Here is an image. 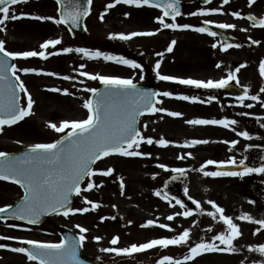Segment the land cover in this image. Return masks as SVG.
<instances>
[{
	"label": "rangeland",
	"instance_id": "1",
	"mask_svg": "<svg viewBox=\"0 0 264 264\" xmlns=\"http://www.w3.org/2000/svg\"><path fill=\"white\" fill-rule=\"evenodd\" d=\"M218 1H222L224 7L230 4L231 10L228 20L225 18L216 20L222 21V23L235 24L237 27L232 29V32L239 34L244 42L248 41L252 45L251 39H255L260 43L251 47L252 54L243 63L241 59L229 56L230 53H221L217 39L207 38L204 34L193 30L194 33L187 38L190 51L186 54H182V51L176 52L177 57L175 56L179 60L189 62V66L192 64L183 75L184 77H193V79L207 80L211 78L218 80L224 77L222 69H225V73L228 75L229 71H234L239 67L240 71L237 74L238 86L243 90H248L249 95L260 96L261 101H264V93L259 91L261 87H264V77L260 75V63L264 61V29L255 27L253 24L245 25L243 19L240 21L242 23H239V18L231 15L235 7L233 0H230L229 4H223V0ZM112 2L113 0H93L91 16L87 21V33L83 41L72 38L67 29L62 25L55 24L53 21L32 20L28 17L7 21L6 31H0V39L4 40L6 48L12 51H41L43 49L40 46L46 40L59 38L62 43L55 48L50 46L48 51H57L62 47H84L94 51L99 50L134 60L142 66V70L144 69L143 65H151L152 60L164 59V63L169 54L158 57L157 53H164L167 38L160 32L152 37L143 36V38H140L137 36L129 40L111 38L113 33L130 34V32L141 30V28L136 29L135 27L121 29L122 24L120 22L115 24L113 15L109 18L105 16L104 20L101 21L100 15L104 13V11L101 12L102 8ZM120 5H116L114 8L120 7ZM252 5L256 6V11H253L252 14L259 19L264 18V0H256V3ZM110 11L111 9L107 13H110ZM12 12L17 15L31 13L58 18L57 5L51 0H35L22 3L10 8V13ZM138 13L153 15L145 7ZM0 16H2V13H0ZM117 19L121 20L120 17H117ZM143 22L146 25H141L145 28L144 31L154 30L151 23ZM195 23H198V21ZM194 26H198V24ZM243 29H247V31ZM184 40V37L179 36L177 42L179 44ZM213 44H217V47L214 48ZM161 45L163 46L161 47ZM185 55H192V58ZM251 58L254 59L250 60ZM216 60L223 64L220 67L213 66ZM15 63L19 67H33L42 69L43 72H54L58 75L49 76L35 73L25 75L18 73L35 100L34 115L26 117L13 126H5L4 131L0 133V151L9 154L30 148L35 143H51L58 140L62 133H57L51 129L49 127L50 123L59 125L64 120H81L87 117V109L84 108L83 104L86 99L91 98V93L85 89L98 88L101 83L98 80L80 76L79 71H77V69H80V65H85L81 70L93 74L113 76H124L122 74H125L133 78L136 83L141 79L138 76L141 69H133L114 61H105L102 58L88 59L83 54L76 52L68 54L61 52L59 55L49 56L47 60L39 57L26 60L20 59L16 60ZM241 65L245 66L241 67ZM123 67L129 69L123 71L121 70ZM64 76H71L74 79L65 80L63 79ZM52 88L68 89L71 94L66 95L63 92L50 91L49 89ZM214 90L216 93L212 92V97H215V99L206 102L209 105L208 109L202 106L188 107L184 104L170 106L169 98L164 97V103L158 105V107L170 111H179L183 113L182 117H171L166 112H161L151 113L149 116L141 118L139 129L145 136L153 137L154 140L165 138L174 142L167 147H161L155 143L153 145H147L146 143L141 145V151L151 152L152 155L157 157V162H149V160H146L148 157L113 155L103 158L96 164L95 168L97 169H107L109 167L115 169L112 176L97 175L94 178L97 183L103 181L102 187L82 194L90 200L100 203L101 207L99 209L87 213L69 214L67 217L57 215L39 226L13 220H0V236L56 243L61 241L60 231L62 229L72 230L79 235V229L76 225L80 224L89 229L86 233L88 239L82 246V252L86 258L100 259L103 264H158V261L165 255H170L174 259H182L184 255L188 254V247H155L140 253H134L131 256L105 253L101 249L106 247H128L133 243L140 244L151 239L172 237L187 228L192 229L190 244L201 240H210L217 232L225 230L222 222L213 220L207 215V211L212 210L207 201L213 200L224 207L225 214L231 215L234 222L240 226L242 235L234 243L241 251L232 254L203 253L194 260L185 262V264H253L254 261L257 264H264V255L248 250L249 245L264 243V228L261 229L260 233L254 234V230L260 226L239 219L244 213H248L257 219L264 218V174L251 175V178L254 177L259 181V188H252L247 183L246 177H206L198 171L201 165L209 159L223 161L232 156L239 160L246 155L248 157L247 163L255 166L264 163V160L261 159L264 157V104L261 101H252L246 98L244 105H253V107L248 108L240 104L238 100L236 101L228 96L223 97L220 92L217 93V89L211 91ZM185 94L191 95V93ZM198 97L204 101L208 100L206 95ZM24 102H26V97L22 100V103ZM198 118L235 119L238 123L233 127L237 131L233 132L230 128L216 125L203 126L187 123L188 120ZM145 123L148 125L147 129L143 127ZM244 130L251 134V140L237 135V132ZM195 139L207 140L208 143L192 147L183 146L186 141ZM232 140H239V144L230 151L231 145L225 143V141ZM248 145H252V147L248 148ZM223 150H225V153ZM188 152L193 154L192 157L183 160L178 158L181 154ZM160 163L168 165L169 169L177 167L187 169V175L178 178L182 180L181 184L184 186L181 189L182 193L180 191L176 194L174 192L175 183L170 181L177 174L170 170L161 169L158 167ZM215 166L208 165L205 170L215 171ZM120 177H123L125 183L123 194L120 188ZM86 183L87 181H85V185ZM165 185H167L166 188ZM185 188L189 190L187 195L184 191ZM158 190L162 194L167 193L169 198H174L173 204H175L176 196L184 197V203L195 210V204L188 200V195H190L201 202L205 213L201 214L199 210H195L194 215L191 217L177 216L175 220L169 221L167 220L168 215L182 212L185 209L180 208L179 205L170 206L163 199V196L155 195ZM22 196L23 191L20 187L0 181V207L13 204ZM73 207L90 206L85 204L82 196H75ZM112 216H115L116 219H111ZM101 217H108V219L102 220ZM150 219L157 221L158 224H169L174 231L162 229L158 226L142 227ZM9 225L19 226L10 227ZM210 227L211 231L208 230ZM261 233L263 234L261 235ZM117 235L120 237V241L117 245H112L111 239ZM96 236L102 237V240L97 242L94 239ZM0 244L10 245L11 247L25 246L19 240H0ZM0 264H38V261H29L25 254L15 253L10 248H0Z\"/></svg>",
	"mask_w": 264,
	"mask_h": 264
},
{
	"label": "snow or ice",
	"instance_id": "2",
	"mask_svg": "<svg viewBox=\"0 0 264 264\" xmlns=\"http://www.w3.org/2000/svg\"><path fill=\"white\" fill-rule=\"evenodd\" d=\"M22 0H0V31H6V22L15 21L22 17H28L39 21H53L57 25H73L79 27L81 20L91 13V6L93 0H57L60 5L59 17L34 15L31 13H20L17 15L15 12L10 13V6L21 3ZM26 2V0H25ZM210 0H205L209 3ZM230 0H223V4H229ZM256 0H249V5L255 4ZM125 4L135 7L149 6L162 10V15L156 17L158 24L162 29L170 30H194L198 33L208 34L209 36L216 37L218 33L213 31L211 25L213 22L205 20V26H194L191 24L177 23V17L182 15L180 8V0H113L105 7V13L114 8L116 5ZM221 8L200 9L197 12L190 13V15H210L213 13L221 12ZM126 16L130 13H125ZM232 16L237 18H246L250 20L255 27L264 29V18L258 19L254 15L242 17L240 12H232ZM105 14L100 15V20L103 21ZM167 18H170L171 22ZM220 29H235L237 26L232 23H219L216 25ZM247 31V29H243ZM160 29L155 31H133L130 34L113 33L112 39L129 40L137 36H154L158 34ZM249 39H251L249 37ZM62 40L59 38L48 39L41 44V51L26 50V51H12L8 50L5 46L6 42L0 39V133L4 131L5 126H13L26 117L34 115L33 106L35 100L28 87L26 86L21 75L29 73L44 74L49 76H57L54 72H43L42 69L33 67H19L16 63H10L20 59H28L39 57L47 60L49 56L59 55L61 52L80 53L88 59H100L105 61H114L118 64L129 66L133 69H141L142 66L136 61L127 59L124 56H117L114 54L105 53L99 50H90L84 47H62L57 51H48L50 46L55 48L60 45ZM176 40H172L167 47L166 51L171 53ZM253 45H257L260 41L251 39ZM214 48L217 44L212 45ZM232 47H241L240 44L233 45L231 42H222V49L227 51ZM158 56H163V52L157 53ZM245 65H241L244 67ZM85 65H80V76L88 77L91 80H98L104 85L103 89L91 87L85 90L91 93L90 99L84 101V108L87 109V117L81 120H64L57 125L50 123L49 127L57 133H62L60 138L51 143H35L30 146V151L23 155H11L8 152L0 151V180L10 181L23 189V196L18 204H8L0 207V220L7 221L9 218H14L18 221H26L28 224H37L41 218L46 214H62L65 217L69 214L87 213L99 209L100 203L90 200L87 196H83L84 192H91L93 189L102 187L103 181L97 183L94 179L97 175L109 177L115 172L114 168L97 169L94 167L97 161L103 158L118 155L121 157H151V152L141 151V145H153L154 143L167 147L173 144L165 138L155 139L153 137L145 136L144 133L138 128L139 118L145 113H161L166 112L171 117H182L183 113L179 111H170L157 105L164 103L161 97L173 98L174 93L171 91L157 92L146 89H141L133 78H122L113 75H100L83 71ZM220 67V64H217ZM161 62L157 61L155 70L157 77L162 81H174L182 85L192 86L197 89H225L230 83L235 81L239 84L238 73L240 68L234 71H229L226 78L219 80L208 79L207 81L192 78H179L171 75H162L160 73ZM260 75L264 77V61L260 63ZM144 79L143 74L140 76ZM63 79H74L71 76H64ZM53 92H63L66 95L71 93L68 89L52 88L49 89ZM264 93V87L259 90ZM26 97V102L22 100ZM174 98L184 101H191L193 103L211 102L215 97H209L207 101L201 100L198 96L178 95ZM248 98L252 101H261L258 95H249V91L245 90L242 96L237 97L240 104L244 105L245 99ZM264 104V101H261ZM248 108L253 107L252 104L244 105ZM191 125H216L224 128H230L236 132L238 121L235 119H191L187 121ZM147 129L148 125H143ZM237 135L245 139L251 140V134L244 130L237 132ZM207 140L195 139L186 141L183 146L192 147L198 144H206ZM231 145L230 151L235 149L239 144V140L225 141ZM252 145H248L251 148ZM192 153L181 154L178 158L183 160L187 157H192ZM264 160V157L261 158ZM248 157L245 155L243 158L237 160L235 156L227 160L216 161L207 160L198 169L206 177H222V176H239L243 177L248 174H264V163L259 166H249L247 163ZM208 165H216L218 170L206 171ZM228 166H233L237 170H226ZM161 169L170 170L177 175L172 179H178L181 176L187 175L185 168H172L169 169L168 165L160 163L158 165ZM85 181H87L85 185ZM120 188L125 187L123 177H120ZM167 185H165V188ZM185 194H188V188L184 189ZM73 195L82 196L85 204L90 207L74 208L72 206ZM155 195L163 196L170 206L175 207L179 205L180 208L185 209L182 212H175L167 216V220L173 221L177 216L188 218L194 215L195 210H199L201 214L205 213L201 202L195 200L192 196L188 195V200L195 204V210L189 208L183 200L176 199L173 204L174 198H169L167 193L156 191ZM254 203V201H252ZM207 203L211 205V211H207V215L213 220L222 222L225 230L217 232L211 237L210 240H201L190 244L191 228L184 229L177 235L172 237H164L151 239L148 242L136 244L133 243L128 247H106L101 251L105 253H115L131 256L134 253H140L145 250L153 249L155 247L168 248L169 246H187L188 254L184 255L182 259H174L170 255L163 256L158 264H185V262L192 261L203 253H238L241 249L234 243L237 238L242 235L240 226L234 222L231 215L225 214V208L217 204L213 200H208ZM115 207V205H113ZM102 220L108 217H101ZM111 219L115 220L116 217L112 216ZM242 221L253 222L260 227L254 230V234L261 232L264 228V218H254L248 213H244L239 217ZM131 223V221H129ZM10 227H18L19 225H9ZM158 226L162 229L174 231L169 224H158L155 220H148L142 227ZM79 229V236L70 237L59 242H41L34 239H23L19 237L0 236V240H19L21 244L27 246L11 247L10 245L0 244V248H10L15 253L25 254L29 261H38V264H83L79 256V249L84 245L88 239L86 233L89 229L77 224ZM211 231V227L208 229ZM94 239L99 242L102 237L96 236ZM120 237L114 236L111 239L112 245H117ZM248 250L257 252L264 255V243L258 245H249ZM257 264V262H253Z\"/></svg>",
	"mask_w": 264,
	"mask_h": 264
},
{
	"label": "flooded vegetation",
	"instance_id": "3",
	"mask_svg": "<svg viewBox=\"0 0 264 264\" xmlns=\"http://www.w3.org/2000/svg\"><path fill=\"white\" fill-rule=\"evenodd\" d=\"M190 0H180V3L184 5L185 9L182 12V15L179 16L176 20L177 23H187V24H191L194 25L196 21H199L201 26V22H204L205 20H209L212 21L213 24H219L222 23V21H217L216 19H220V18H225V19H229L230 15L229 12L231 10V6L230 4L227 7H224L222 5V1L219 2L218 0H214L211 4L209 5H202L199 1L197 0H191V2H189ZM234 2V10H232V12L236 11V12H240L242 17H247V15H253V11H256V6L253 5H249V0H233ZM142 8L144 7H135V6H130V5H125V4H121L120 7L117 8H112L108 18L110 16H114V23L117 24L118 22H120L122 24L121 29H130L135 27L137 28H141V30L139 29L138 31H144L145 28L141 27V25L143 24V26H146L145 23L143 21L149 22L154 26V30L160 29V33L163 36H166V44H165V50H164V55L165 54H169V56L166 58L165 62L163 63L164 59H157V60H152L151 65H144V69L142 70V73L139 72L138 76L140 78L141 74H143L144 79H140L139 83L140 85H144V86H157L160 90V92H164V91H171L174 93V97L178 96V91L180 93L183 94V92H190L191 90H194V88L192 87H183V86H178L176 85L173 81H162L160 80L157 75H156V70H155V64L157 61L161 62V68H160V73L162 75H171V76H175V77H183L186 73V71L190 68V66L192 64H190L189 66V62H185L183 60H179L178 58H176L177 54L176 52H181L182 54H186L190 51V47L187 44V38H189L192 34L191 30H170V29H162V26L160 24L157 23L156 21V17L162 15V10L161 9H157V8H145L148 12L152 13L153 15H145L143 13H138V11L142 10ZM208 8H221L222 11L224 12H218L217 14H210V15H197V16H193L190 15V13L193 12H197L200 9H208ZM104 9V8H103ZM102 9V10H103ZM138 10V11H137ZM125 13H130V15L126 16ZM117 17H120L121 20L119 21L117 19ZM147 19H149V21H147ZM169 22H171L170 18H167ZM241 19H243L244 24H252V22L246 18H239L238 22H240ZM226 30V29H225ZM229 34L233 35L235 38V45L236 44H240L241 47L237 48V47H232L230 49H228L227 51H224L222 49V44L220 43L219 46L221 48V53H230L228 54L231 57H236L238 59H241L243 61V63L248 59L249 55L252 54L251 51V47H253V44L251 45L248 41L244 42V40L242 39V37L237 34L232 32V29H227L226 30ZM179 36L184 37L185 40L182 41V43L178 42L175 44L173 51L171 53L167 52L166 49L169 46L170 42L172 40H176L178 41ZM210 37V36H209ZM208 38V37H207ZM213 38V37H211ZM163 45H161L162 47ZM176 56V57H175ZM186 57H190L192 58V55H185ZM159 57V56H158ZM244 59V60H243ZM254 58H251L250 60H253ZM217 64V60L215 61V64L213 66H215ZM189 66V67H188ZM224 72V75H226L225 73V69H222ZM231 84V83H230ZM173 90H172V89ZM220 94L223 97L226 96H230V94L225 91L224 89L219 90ZM210 95H212L211 93H208ZM169 98V97H165V98H169L171 105L174 104H184L187 105L188 107H191V104L187 103V101H180L177 98ZM161 99H164V97H161ZM203 108H209L206 105H202ZM220 107V106H219ZM146 160H149V162H157V157L155 155H152L151 157H148ZM263 233H261L262 235ZM260 235V236H261ZM262 238V237H261ZM263 239V238H262Z\"/></svg>",
	"mask_w": 264,
	"mask_h": 264
},
{
	"label": "water",
	"instance_id": "4",
	"mask_svg": "<svg viewBox=\"0 0 264 264\" xmlns=\"http://www.w3.org/2000/svg\"><path fill=\"white\" fill-rule=\"evenodd\" d=\"M201 1L205 2V0H201ZM81 2L84 3L85 0H81ZM0 7H2V6H0ZM68 26L70 27V29H71L74 33H76V34H82V32H83V19L81 20V23H80V26H79V27H75V26H73V25H68ZM223 39L226 40V36H223ZM225 42H227V41H225ZM10 63H12L11 60H10ZM103 88H104V86H103L101 89H103ZM28 151H30V150H27V151H25V152H23V153H21V154H16V155H23L24 153H26V152H28ZM16 155H14V156H16ZM72 198H73V197H72ZM53 215H55V213L44 215V216L41 218V220L39 221V223H37V224H41V223L45 222L48 218H50V217L53 216ZM13 219H14V218H13ZM25 222H26V221H25ZM64 235L66 236V238H70V236H69L68 233H64ZM79 256H80V259L83 261V264H97L96 262H90V261H86L85 259H83L82 256H81L80 250H79Z\"/></svg>",
	"mask_w": 264,
	"mask_h": 264
}]
</instances>
